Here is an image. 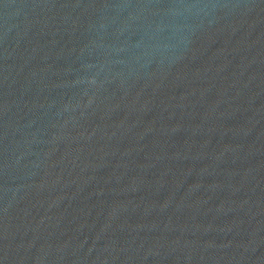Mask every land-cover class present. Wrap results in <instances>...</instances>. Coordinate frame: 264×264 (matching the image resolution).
<instances>
[{"label": "water", "instance_id": "obj_1", "mask_svg": "<svg viewBox=\"0 0 264 264\" xmlns=\"http://www.w3.org/2000/svg\"><path fill=\"white\" fill-rule=\"evenodd\" d=\"M0 264H264V0H0Z\"/></svg>", "mask_w": 264, "mask_h": 264}]
</instances>
